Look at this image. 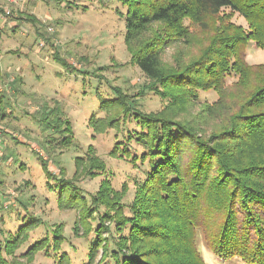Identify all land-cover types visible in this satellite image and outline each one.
Segmentation results:
<instances>
[{"label":"trees","instance_id":"trees-1","mask_svg":"<svg viewBox=\"0 0 264 264\" xmlns=\"http://www.w3.org/2000/svg\"><path fill=\"white\" fill-rule=\"evenodd\" d=\"M117 1L126 7L125 43L131 61L149 79L143 92L153 91L171 109L197 104L199 91L215 90L219 100L203 106L202 118L206 122L220 116L223 122L206 134L190 121L177 119L170 109L140 110L137 100L114 87L117 96L102 98L101 108L120 111L91 118L89 126L102 134L136 122L137 128L128 130L127 138L110 151L144 168V176L134 181L129 203L123 201L127 185L121 191L112 185L107 162L94 145L76 157L71 178H66L64 168L53 174L50 162L39 157L47 179L57 183L48 181L59 207L78 210L74 232L95 234L86 264H95L100 249L97 264H208L198 247L200 236L218 257L264 264V62L251 64L246 55L251 42L264 50V0ZM228 8L231 11L225 12ZM234 13L248 26L232 21ZM197 28L210 33L208 42L197 57L185 60L183 49L194 44ZM174 46L183 49L168 64L164 56ZM55 59L68 65L57 53ZM9 83V89H15L16 80L10 78ZM0 97L4 120L10 112L1 107ZM37 122L44 132L52 131V140L46 138L43 144L56 147L52 142L57 141L62 149L73 145L72 124L60 108ZM1 129L0 125V133ZM80 176L103 177L90 199L77 184ZM39 222L22 221L16 234L0 242V264H33L44 250L56 253V264H71L69 254L61 252L66 238L60 225L53 238L47 235L20 254L26 261L18 260L16 251Z\"/></svg>","mask_w":264,"mask_h":264},{"label":"rangeland","instance_id":"rangeland-1","mask_svg":"<svg viewBox=\"0 0 264 264\" xmlns=\"http://www.w3.org/2000/svg\"><path fill=\"white\" fill-rule=\"evenodd\" d=\"M0 8L4 10L0 13V57L4 56L0 58L1 107L10 112L0 120L3 126L0 133V242L10 234H16L22 221L38 218L40 222L16 251L19 261H26L20 254L34 242L47 235L53 238L54 230L60 225L66 238L61 252L69 254L71 264H86L95 234L83 235L82 229L79 234L74 232L78 210L59 207L57 193L50 189L48 181L57 183L47 179L39 157L50 162L49 169L53 174H60L64 168L66 178H71L76 170V157L84 156L88 146L94 145L98 155L107 162L112 185L119 191L127 185L123 201L129 203L135 194L134 181L144 176V168L113 157L110 151L127 136L128 130L137 128V124L126 122L119 130L108 128L105 133L96 134L89 121L120 111L112 108L107 112L101 108L102 98L117 96L114 87L137 100V107L144 112L169 110V102L153 91L143 92L149 79L131 61L125 43L123 13L126 7L119 1L0 0ZM230 11L225 9V12ZM232 21L248 26L247 20L238 13H234ZM209 35L197 28L194 44L182 48L183 58L197 57ZM182 49L169 48L165 62L172 64ZM55 53L68 65L55 59ZM246 55L251 64L264 62V50L255 42L248 45ZM12 77L16 80L15 89H9ZM141 93L143 95H139ZM218 100L219 94L215 90H201L199 103L170 110L177 119L190 121L211 134L223 121L220 116H211L205 122L202 108ZM53 108L63 110V118L72 124L74 141L70 148H59L57 141L52 142L56 147L43 144L46 138L52 140V131L44 132L43 125L37 120ZM132 147L135 151L140 150L134 142ZM4 156H8V160ZM102 178L80 176L77 184L82 194L90 199L99 189ZM93 224L96 225V221ZM198 245L208 264H247L237 257H218L208 248L203 236L198 238ZM101 256L100 249L95 264ZM56 259L53 250L50 255L44 250L35 255L33 264H56Z\"/></svg>","mask_w":264,"mask_h":264},{"label":"crops","instance_id":"crops-1","mask_svg":"<svg viewBox=\"0 0 264 264\" xmlns=\"http://www.w3.org/2000/svg\"><path fill=\"white\" fill-rule=\"evenodd\" d=\"M3 57H4V56L2 55V57H0V58H2V59H3ZM12 78H13V77H12ZM10 110H11V109H10ZM11 112H12V111H11Z\"/></svg>","mask_w":264,"mask_h":264},{"label":"built area","instance_id":"built-area-1","mask_svg":"<svg viewBox=\"0 0 264 264\" xmlns=\"http://www.w3.org/2000/svg\"><path fill=\"white\" fill-rule=\"evenodd\" d=\"M39 151V150H38ZM41 154V152H39Z\"/></svg>","mask_w":264,"mask_h":264}]
</instances>
